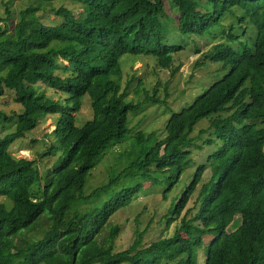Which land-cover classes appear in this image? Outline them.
<instances>
[{
  "label": "trees",
  "instance_id": "1",
  "mask_svg": "<svg viewBox=\"0 0 264 264\" xmlns=\"http://www.w3.org/2000/svg\"><path fill=\"white\" fill-rule=\"evenodd\" d=\"M67 1L81 5L79 12L52 7L59 20L40 19L53 3ZM170 1L179 11V32L216 41L204 58L228 73L181 112L168 109L161 141L159 132L130 128L132 116L167 105L157 92L147 94L143 80L129 100L121 59L153 57L158 68L177 71L174 57L184 49L164 42L165 0H33L13 34L0 26V100L12 98L24 109L12 118L0 112V126L16 123L14 133L0 135V197L6 198L0 204V264H199L210 235L205 264H264V0ZM228 17L236 22L225 29ZM43 87L66 100H52ZM86 98L93 120L77 128ZM50 118H56L53 141L43 154L59 156L43 171L39 160L18 157L11 147ZM206 120L207 132L222 146L199 165L170 210L166 227L177 224L174 234L142 247L138 233L128 249L116 252L121 227L110 225L111 218L147 183L165 184L167 198L191 165L192 135ZM128 141L137 148L120 150L108 183L85 195L94 168ZM209 168L212 178L189 219L191 210L184 211ZM103 196L100 207L87 210ZM238 215L241 226L229 234Z\"/></svg>",
  "mask_w": 264,
  "mask_h": 264
},
{
  "label": "rangeland",
  "instance_id": "2",
  "mask_svg": "<svg viewBox=\"0 0 264 264\" xmlns=\"http://www.w3.org/2000/svg\"><path fill=\"white\" fill-rule=\"evenodd\" d=\"M31 3H33V0H0V26L5 28L8 25L10 29L9 33L13 34L15 25L21 19V11L26 9ZM52 7L56 9L66 7L78 13L82 6L68 1L55 2L46 11L39 13L40 19L46 24L59 20L52 11ZM178 18V9L174 7L170 0H165V9L161 16L164 25V42L168 45H180L184 49L174 57V68H177L174 74L172 70L158 68L157 61L153 57L125 55L121 59V67L124 72L121 85L123 91L128 86L130 87L129 100L136 98L135 90L139 85V81L143 80L145 85L144 90H146L148 95L153 97L155 92H157V98L161 102H166V108H149L139 117L132 116L133 120L130 121V128L140 127V129L149 134L159 132L158 137L160 141L165 138L166 123L172 116V113H169L168 109L175 111L174 113L181 112L184 108L194 103L197 97L208 91L215 82L223 80L224 75L228 73L227 71L224 72L223 64H214L206 61L204 58L205 54L212 50L217 42L208 41L196 35L186 36L181 34L178 30ZM232 22H236V19L228 17L224 21V28L228 29V26ZM249 36L251 38L255 36L254 29L249 31ZM196 46H200V53L195 51ZM65 64L67 65V63ZM57 74L63 76L62 71H59ZM135 77H138L136 81ZM41 90L47 91V96L52 100L61 103H64L66 100V96L62 93L47 90L44 87ZM146 98V95L143 94L140 102H145ZM138 101L139 99L136 100V102ZM0 112L12 118L22 114L24 109L20 105H17L12 98H6L0 100ZM225 117H228V115H225ZM54 120L56 121V118L48 119L45 124H41L35 131L29 133L25 139L18 141L11 147V152L18 157L39 160V166L43 171L51 168L58 159L59 154L45 155L43 153L48 150V142L53 141L50 135L55 130ZM91 120H93L91 101L86 98L82 111L77 117L76 126L77 128H81L87 121ZM15 131L16 123L0 126L1 136L12 134ZM207 131H210L208 120L203 121L198 126L195 134L192 135V139L196 143V146L192 147V163L184 170L178 184L167 195L166 199L163 197V193L167 189L165 184L159 186L153 182L147 183L143 193L138 198L134 199L130 205L121 209L111 218L110 225H120L121 227V234L116 242V252L128 249L134 243L138 233H143L142 247L150 246L152 243L160 240L162 236L171 237L174 234L178 226L177 224L172 225L169 229L166 227L167 216H169L170 210L174 208L187 186L194 180L199 165L206 162L222 146V142H219L217 138L213 139L211 137L212 134ZM209 140L213 141L212 144L207 143ZM133 146L135 149L137 148L134 142L128 141L120 148L115 149L114 153H108L102 158L100 164L94 168L92 176L85 187V195L92 193L95 188L102 187L108 183L111 169L117 162V153L120 150L131 152ZM122 166L123 164L119 163L116 167L119 169ZM212 175L213 171L209 168L196 194L192 197L187 209L184 211L191 210L187 215L189 219L194 217L197 210H199V195L203 185L210 182ZM158 177L161 180L166 178L163 175H158ZM106 199V196L97 199L88 205L87 210L100 207ZM3 202H6V198L0 197V204ZM241 223L242 217L240 215L236 216L227 229L228 233L232 234L241 226ZM214 237V235H210L206 239L204 247L200 250L199 264L206 263L205 249Z\"/></svg>",
  "mask_w": 264,
  "mask_h": 264
}]
</instances>
